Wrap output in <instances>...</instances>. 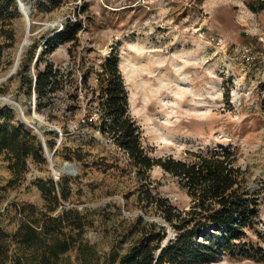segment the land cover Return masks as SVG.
I'll return each mask as SVG.
<instances>
[{"label":"rangeland","instance_id":"1","mask_svg":"<svg viewBox=\"0 0 264 264\" xmlns=\"http://www.w3.org/2000/svg\"><path fill=\"white\" fill-rule=\"evenodd\" d=\"M36 20L58 18L55 26L81 14L85 28L78 33V46L59 44L46 59L62 68L99 66L114 49L128 91L129 112L140 126L142 143L151 156L187 159V151L204 153L230 148L244 170V184L256 193L259 202L258 232H249V242L260 248L257 257L238 259L231 264H264V107L261 101L264 80V0H67L59 6L48 0H29ZM16 1L0 0V75L9 70L21 38L22 15ZM26 52L13 78L0 83V95L20 102L28 126H40L45 141H54L51 162L28 160V167L15 186H6L12 177L8 161L0 154V225L7 231L17 228L22 203L35 205L37 215L50 202L38 182L52 178L69 186L67 199L51 213L71 210L70 217L82 218L84 229L75 246L65 254L72 264H110L112 253H123L139 233L125 236L139 216L145 222L169 224L151 207L138 200L145 180L137 176L126 154L95 127L91 93L80 83L78 108L68 111L71 97L61 92L52 110H36V95L21 88L20 69L29 60L34 75L38 55L46 41L44 32ZM36 60V61H35ZM45 60V59H44ZM39 66L42 68L45 61ZM89 84L96 86L94 75ZM227 94L229 99H226ZM19 113L13 105L0 102ZM66 109V110H65ZM42 140V138H41ZM47 144V143H46ZM48 146V145H47ZM78 155L83 159L79 160ZM77 164L75 174L54 170ZM53 168H52V165ZM65 164H67L65 166ZM153 191L168 197L178 208L187 209L190 197L176 177L155 165L148 171ZM79 212V215L76 212ZM64 220L65 230L74 234ZM90 249L84 251L82 243ZM90 250V251H89ZM224 262H228L224 259Z\"/></svg>","mask_w":264,"mask_h":264},{"label":"trees","instance_id":"2","mask_svg":"<svg viewBox=\"0 0 264 264\" xmlns=\"http://www.w3.org/2000/svg\"><path fill=\"white\" fill-rule=\"evenodd\" d=\"M48 1L59 6L67 0ZM86 10L85 6L80 8L76 19H68L58 34L46 39L34 75L30 73V66L35 46L19 75L26 94L36 95L38 111L52 110L55 97L61 92L71 97L66 109L74 111L79 107V84L87 88L98 116L95 127L126 154L137 176L145 180L138 192L139 202L145 210L154 209L171 227L173 233L169 235L165 225L145 222L139 216L125 235L137 232L139 236L127 251L112 253L110 264H231L238 259L256 258L261 249L247 239L249 232L259 231V202L256 193L244 184V170L238 165L234 150L223 147L207 153L189 150L187 159L151 156L142 143L140 126L129 112L128 91L119 68V55L114 49L98 67H83L80 83L76 77L77 68L66 70L45 58L59 44L70 43L69 51L73 53L78 46V33L85 28L80 15ZM42 60L45 64L41 68ZM92 75L96 86L89 84ZM260 86L264 107V80ZM226 99H229L228 94ZM13 120V110L3 107L0 111V154L5 155L7 167L12 172L6 186L17 185L29 159L47 162L41 138L21 120ZM46 143L53 149L54 141L48 139ZM77 157L83 159L81 155ZM155 165L177 178L191 199L187 209L178 208L168 197L153 191L148 171ZM57 186L59 183L52 178L38 182L51 204L47 211L38 216L35 205L22 203L15 208L23 215L16 229L7 231L0 225V264H72L65 254L75 246L84 222L80 216L70 217L71 210L57 216L51 214L60 204V198L67 199L69 195L67 184ZM64 220L76 230L74 234L65 230ZM81 245L88 252L90 245L86 242Z\"/></svg>","mask_w":264,"mask_h":264},{"label":"bare ground","instance_id":"3","mask_svg":"<svg viewBox=\"0 0 264 264\" xmlns=\"http://www.w3.org/2000/svg\"><path fill=\"white\" fill-rule=\"evenodd\" d=\"M22 6V28H21V38L19 39V42L15 48V55H14V59L13 62L9 68V70H7V72L3 75H0V83L5 82L8 80V78H6V75L11 72L13 73V76H15V74L18 72V69L21 65V62L26 54V52L28 51V48L30 47V45L32 44V42L34 41V39L39 36L42 32H35L34 30L36 29V27L39 26V21L41 20H36L34 18L33 15V7L34 5L29 2V1H24L21 3ZM46 23L45 24L44 29H48L51 28L52 26H56L58 23V18L55 20H51L48 23V20L45 19L44 20ZM38 25V26H37ZM13 78V77H12ZM0 102L2 103H6L9 105H13L15 108H20L22 109V106L20 104L19 101H17L13 95H0Z\"/></svg>","mask_w":264,"mask_h":264},{"label":"water","instance_id":"4","mask_svg":"<svg viewBox=\"0 0 264 264\" xmlns=\"http://www.w3.org/2000/svg\"><path fill=\"white\" fill-rule=\"evenodd\" d=\"M18 5H19V10H20V13H22V6H21V3L24 2L25 0H16ZM26 1H29V0H26ZM31 2V1H29ZM45 20V19H44ZM44 20H41L39 21V26L36 27V29L34 30L35 32H41V31H45L47 30V32L44 34L45 38L48 39V38H51V37H54L56 34H58L61 30H62V27L59 26L58 28H56L55 26H52L51 28H46L43 30V28L45 27L43 23H46ZM50 21H48L49 23ZM36 61V60H35ZM13 76V73L9 72L7 75H6V78L8 79H11ZM10 96H12V94H10ZM15 108V107H14ZM18 113H19V117L18 119L21 120L22 122H24L25 124H28V120L27 118L25 117L24 115V112L23 110H21V107L20 108H15ZM31 127L35 128L41 135V138H42V145H43V148H44V153L48 156L49 158V161L51 162V157H52V153H50L49 149H48V146L46 144V141L44 139V137L42 136V128L40 126H34V125H30ZM52 165V164H51ZM67 164H65L66 166ZM78 165L75 163L74 165H70L69 167H65V168H61V167H57L55 168L54 170H58L60 172H69L71 174H75L76 173V169H77ZM52 168H53V165H52Z\"/></svg>","mask_w":264,"mask_h":264}]
</instances>
